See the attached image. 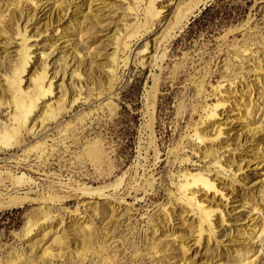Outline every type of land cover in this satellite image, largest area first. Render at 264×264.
Instances as JSON below:
<instances>
[{
    "label": "rangeland",
    "instance_id": "rangeland-1",
    "mask_svg": "<svg viewBox=\"0 0 264 264\" xmlns=\"http://www.w3.org/2000/svg\"><path fill=\"white\" fill-rule=\"evenodd\" d=\"M78 1L0 0L13 29L0 24V70L16 92L15 109L0 90V194L12 189L13 176L25 174L34 180L31 197L53 191L67 198L0 211V264H173L180 252L176 231L200 223H214L205 235L226 264L243 255L232 247L240 241L252 251L247 260L264 264V0H211L167 47L161 45L166 25L156 35L160 59L146 66L141 59L165 0H114L102 6L101 21L93 0ZM29 9L47 18L39 31L31 23L40 18L30 23ZM179 13L174 7L169 19ZM69 16L82 19V28ZM57 24L64 26L59 33L73 36L49 51ZM10 45L18 48L15 70ZM155 95L152 124L147 105ZM231 125L244 127L241 147L204 159L213 145L230 144ZM245 155L258 158L247 181L225 165ZM123 176V186L107 197L71 191ZM205 194L225 196L230 215L202 205ZM166 211L176 222L163 230ZM220 213L224 228H217ZM229 236L240 241L225 244Z\"/></svg>",
    "mask_w": 264,
    "mask_h": 264
},
{
    "label": "bare ground",
    "instance_id": "bare-ground-1",
    "mask_svg": "<svg viewBox=\"0 0 264 264\" xmlns=\"http://www.w3.org/2000/svg\"><path fill=\"white\" fill-rule=\"evenodd\" d=\"M78 1V0H77ZM83 1V0H82ZM186 0H165L162 2L161 7L159 12L157 13V23L155 24L156 26V32L155 34L151 35L148 39H147V45H146V55L141 59L142 65L146 66L148 63V65L153 64L154 61H156L155 65H157V62L160 59V52L158 53V51L156 50V43L158 40V36H156L157 34H163L162 30L165 28V26L167 25V31L164 33V40L162 41L163 46L167 47L168 44H170V42L174 39V37H176V35L182 30L184 29L189 22L192 20V18L204 7L206 6V4L208 2H210L211 0H200L197 2H192L190 1L187 4H185ZM74 2V1H73ZM93 2H95V5H97V9L94 10L93 8V12H94V18L98 21L104 20V16H106L107 14H104L102 12L103 9L102 6L103 5H107L108 3H115L114 0H93ZM72 3V1H71ZM76 3V2H75ZM78 4L82 3V2H77ZM79 4V5H80ZM83 4V3H82ZM182 4H185L184 6H182ZM92 5V4H91ZM24 6V5H23ZM94 6V5H93ZM29 7V6H28ZM66 7V6H65ZM85 7V6H83ZM95 7V6H94ZM174 7H177V9L180 10V13L178 14V16L176 18H171V20L169 19L170 15L172 14ZM26 8V7H25ZM47 8V7H46ZM92 8V7H91ZM24 9V8H23ZM28 9V8H27ZM44 9V8H43ZM63 9V8H62ZM40 10V9H39ZM78 10V9H77ZM76 10V11H77ZM80 10V9H79ZM42 11V10H41ZM53 11V10H52ZM51 11V12H52ZM29 12V21L30 19L32 20H36L39 16V13H37V16L35 15L36 10H28ZM40 12V11H38ZM44 12V11H43ZM49 12V11H47ZM45 12V14L47 13ZM56 13V12H55ZM75 13V12H74ZM16 14V13H15ZM13 14V18L14 22L16 21L17 15ZM73 14V13H72ZM44 15V13H43ZM47 15V14H46ZM50 15V14H49ZM57 15V14H56ZM59 15V14H58ZM51 16V15H50ZM49 16V17H50ZM60 16V15H59ZM77 16V15H76ZM26 17V16H25ZM24 17V18H25ZM36 17V18H33ZM48 17V19H49ZM53 17V16H52ZM173 17V16H172ZM40 18V19H39ZM39 21H30L31 24H33V29L34 32L39 31L41 29L42 24L45 26V21L44 23H42V20H46L47 18H45V16H41L39 17ZM51 18V17H50ZM56 18V17H55ZM70 18V16H69ZM68 18V19H69ZM21 19V18H20ZM37 19V20H38ZM67 19V20H68ZM169 19V20H168ZM175 19V20H174ZM26 20V19H23ZM74 21L75 25L74 27H76L77 29L82 28V25H84V21L82 22V19H77L76 17H71L69 19V21ZM49 21V20H48ZM56 21V20H55ZM54 21V22H55ZM59 22V20H58ZM62 22V21H61ZM10 22L4 21L2 15L0 14V24L4 27V29L6 31H8L10 34L12 32V25ZM49 23V22H47ZM67 23V22H66ZM14 25V24H13ZM27 25V24H26ZM48 25V24H47ZM46 25V26H47ZM56 25V23H55ZM58 25V24H57ZM62 25V24H61ZM61 25H58L55 33H57V35L54 36V38L52 39L51 43H49V51L50 49H53V47H55V49H57L58 44L60 43V40L63 39H67V37H71L73 35H66V31L65 30H61ZM169 25V26H168ZM15 26V25H14ZM43 26V27H44ZM63 26V25H62ZM51 27V26H50ZM64 27V26H63ZM62 27V28H63ZM32 28V27H31ZM45 28V27H44ZM47 28V27H46ZM54 28V27H53ZM25 29V35H27V26H24ZM55 29V28H54ZM69 29V28H68ZM44 32V31H43ZM33 33V32H32ZM52 34V33H51ZM50 35V34H49ZM113 36V35H112ZM32 37V36H31ZM52 37V35L50 36ZM47 38V37H46ZM45 38V39H46ZM68 38V39H69ZM74 38V37H73ZM27 40H29V35H27L26 37ZM108 40V39H107ZM111 41V40H110ZM113 41V40H112ZM11 44H13L12 41H10ZM16 43V42H15ZM41 43V41H40ZM65 43V42H64ZM1 44V42H0ZM39 44V43H37ZM61 44V43H60ZM109 45V44H108ZM113 45V44H112ZM160 45V46H161ZM16 45H10L9 48H6V52L8 54L9 57V63L11 65L12 69H16V67H18V61L16 59V52L18 51V48L15 47ZM60 46V45H59ZM15 47V48H14ZM19 47V46H18ZM106 47V46H105ZM44 48V47H43ZM60 48V47H59ZM112 47H106L105 48V55L106 54H111L112 55ZM161 48V47H160ZM40 50V49H39ZM48 50V49H47ZM69 51V49H68ZM52 52V51H51ZM65 52V51H64ZM15 53V54H13ZM70 53V52H68ZM67 53V54H68ZM65 54V53H64ZM13 55L15 56L14 58ZM45 54L43 53V56ZM66 55V54H65ZM69 55V54H68ZM71 55V54H70ZM67 56V55H66ZM163 56H165V53L163 54ZM162 57V56H161ZM109 58V57H107ZM107 58L105 57V59L107 60ZM111 58V57H110ZM37 62V65L40 64L41 60L39 58ZM43 64V63H42ZM32 66V65H31ZM35 66V65H34ZM38 69V68H37ZM39 70V69H38ZM261 71H264V66L261 67ZM32 72V71H30ZM5 73H2L0 70V90L2 95V98L5 99H10V105L16 109V104H15V96H16V92L15 90L12 88V84L8 78V75H4ZM30 74V73H29ZM26 80V79H25ZM61 80V79H59ZM110 81H112V78L110 79ZM28 82V81H27ZM26 82V83H27ZM25 83V84H26ZM58 83V82H57ZM111 84V83H110ZM111 86H115L114 83L111 84ZM154 86V85H153ZM154 88V87H153ZM26 89V87H25ZM28 89V87H27ZM154 92V91H153ZM154 95V93H152ZM28 96V95H27ZM235 99V98H234ZM155 106H156V95L152 96L151 98L149 97L148 99V114L147 116L149 118H151L150 120L152 121V124L154 122V117H155ZM227 111V110H226ZM237 111V110H236ZM232 112V111H231ZM225 116V115H224ZM235 124V123H234ZM238 125V124H237ZM151 126V125H150ZM229 126V125H228ZM151 128V127H150ZM220 128V127H219ZM223 128V125H222ZM244 128V127H243ZM243 128L239 130L238 127H234V125L230 126V128L226 129V134L229 138V142L230 144H226V146L224 147L223 145H219V144H215L213 145L210 149H207L205 151V156L204 159L209 160L212 158H216L222 157V151L225 149H228L230 147H238L240 146V143L242 141V133H243ZM154 129V125L153 128ZM155 130V129H154ZM236 130V131H235ZM219 132H222V130L220 129ZM219 132L217 131V133L219 134ZM250 134L252 133V137H254L255 135V130H251L249 129ZM259 134V132H258ZM244 135V134H243ZM257 135V134H256ZM260 135V134H259ZM202 135L198 134V139L200 141H202ZM244 142V141H243ZM232 143V144H231ZM155 143H153L152 145H154ZM155 147V146H154ZM241 147V146H240ZM252 154V153H251ZM239 156V155H238ZM225 165L229 168V169H234L236 172L238 173H242V179L247 181L249 179V176L245 173L249 170H258V158L256 156H247L245 155L244 157L242 156V158L234 161L233 163H225ZM260 172V170H259ZM125 176V175H124ZM124 176L119 178L115 183L112 184H108L106 186H101L98 188H92V187H72L71 191L74 194H79L82 197H86L89 196L91 198H102V197H107L109 196L110 193L114 192V191H118L121 186H123L124 183ZM14 179L12 180V189L7 190L6 193H2L0 194V211L5 210V209H10L11 207H15V206H22L23 204H26L28 202H34V201H44V203H48V202H60L63 203L67 198H65L64 195H59L56 193H48L46 195L42 194L41 198L35 199L33 197H31V194H34V188H33V184H34V180L32 178H28L25 174L21 175V176H13ZM248 184V183H247ZM67 185V184H66ZM45 186V185H44ZM43 186V187H44ZM64 186V185H63ZM255 186V185H254ZM26 187V188H25ZM35 187V186H34ZM68 187V186H67ZM66 187V188H67ZM28 188V189H27ZM53 188V187H52ZM47 189V188H46ZM28 190V193L22 194V191H26ZM50 190V188H49ZM122 190V189H121ZM184 191L187 190L186 187H184L183 189ZM45 191V188H44ZM56 192V191H55ZM234 187L230 189L228 195L231 196L232 199H234ZM21 193V194H20ZM176 197V194H175ZM201 197V196H200ZM205 203H208L209 205H211V208L215 209H223L225 210V212L227 214L230 215V209L228 206V203L226 201L225 196H218L216 194H214L213 196H209L208 194H205V197H203L202 199V205H204ZM236 206V205H235ZM234 208V207H232ZM233 211L236 212V209H233ZM78 213V212H77ZM233 213V212H232ZM166 216L165 218L162 220V229H171L172 226L175 224V216L173 215L172 211H166ZM239 214V213H238ZM237 215V214H236ZM233 216V215H232ZM232 216H229V218H231ZM224 215L220 213V218L221 219H216L217 221V228H224V224H225V219H224ZM234 217V216H233ZM183 219L186 220L185 222H187V215L183 216ZM233 219V218H232ZM231 220V219H229ZM248 223V222H247ZM253 224V223H252ZM212 225H214V223L208 224L206 227L203 224H199L197 226V228H195V230H183V231H176V238L175 240L178 241L180 243V252H177L176 257L178 258L177 261H175L173 264H226V260H224L222 258V254L220 251V247L218 245H214L213 242V237L212 235L206 236V232L209 231V233L211 234L213 228ZM242 225V224H241ZM249 225V224H247ZM236 226V225H235ZM239 227V226H238ZM245 227V225H244ZM256 228V227H255ZM232 229V228H231ZM243 230V227L241 228ZM222 230V229H221ZM234 233V232H233ZM235 236V235H234ZM234 236H229V241L227 240L225 244H229L230 242H236V241H240V239L234 238ZM239 238V237H238ZM237 239V240H236ZM228 242V243H227ZM264 242V241H263ZM243 242H239V246L238 244H236L235 246L232 247H237L236 251H239L242 254H240L241 258L240 259H235L234 260H230L228 259V261H232L234 262V264H253L252 261L246 259V254L251 253L252 251H249L247 249H242L241 245ZM245 245V244H244ZM230 248V247H229ZM162 250V248H161ZM160 247H158L156 254L159 255L160 254ZM166 253V251H163ZM174 253V251H173ZM176 258V259H177ZM225 258V257H224ZM168 259V258H167ZM245 260H247V262L245 263ZM163 262V261H162ZM161 262V263H162ZM167 262V261H166ZM169 262V261H168Z\"/></svg>",
    "mask_w": 264,
    "mask_h": 264
}]
</instances>
